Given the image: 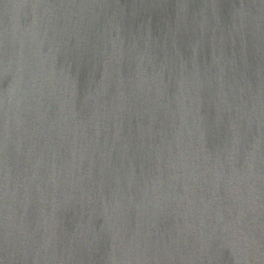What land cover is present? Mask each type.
Wrapping results in <instances>:
<instances>
[{
	"label": "water",
	"instance_id": "1",
	"mask_svg": "<svg viewBox=\"0 0 264 264\" xmlns=\"http://www.w3.org/2000/svg\"><path fill=\"white\" fill-rule=\"evenodd\" d=\"M0 264H264V0H0Z\"/></svg>",
	"mask_w": 264,
	"mask_h": 264
}]
</instances>
